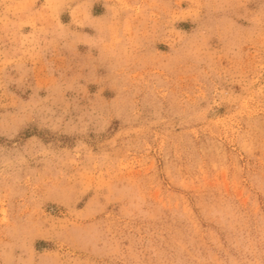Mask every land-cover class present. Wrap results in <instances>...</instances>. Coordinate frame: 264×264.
I'll use <instances>...</instances> for the list:
<instances>
[{"label":"rangeland","instance_id":"1","mask_svg":"<svg viewBox=\"0 0 264 264\" xmlns=\"http://www.w3.org/2000/svg\"><path fill=\"white\" fill-rule=\"evenodd\" d=\"M0 264H264V0H0Z\"/></svg>","mask_w":264,"mask_h":264}]
</instances>
